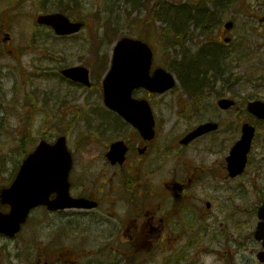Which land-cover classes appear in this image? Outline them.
Listing matches in <instances>:
<instances>
[{
	"label": "flooded vegetation",
	"instance_id": "af4514ba",
	"mask_svg": "<svg viewBox=\"0 0 264 264\" xmlns=\"http://www.w3.org/2000/svg\"><path fill=\"white\" fill-rule=\"evenodd\" d=\"M227 87L221 80L216 84L222 94L227 93ZM133 96L149 102L158 126L165 129L163 135L144 139L113 111L99 106L107 119L100 118L98 133L83 135L76 147L106 149L101 160L93 161L102 168L85 165L84 176L89 180L71 185L76 197L94 200L97 207L72 211L60 223L79 246L100 247L108 253L69 259L66 234L57 231L64 251L60 264H264V233L261 239L257 236L264 223V213H260L264 207V132L254 133L244 171L233 176L238 166L230 170L227 158L242 138V134L232 135L233 110L222 112L223 134L216 131L185 143L194 127L178 136H163L172 123L182 126L189 122L185 121L188 94L174 95V121L170 109L169 121L164 124L160 123V103L169 95L139 89ZM212 96L210 93L207 99ZM237 101L240 106L233 109L241 119L236 121L244 124L249 121L245 99L238 95ZM117 142L126 147L122 165L107 159L106 153ZM131 244L149 247L139 253L118 248L114 254L117 246Z\"/></svg>",
	"mask_w": 264,
	"mask_h": 264
},
{
	"label": "rangeland",
	"instance_id": "374dc122",
	"mask_svg": "<svg viewBox=\"0 0 264 264\" xmlns=\"http://www.w3.org/2000/svg\"><path fill=\"white\" fill-rule=\"evenodd\" d=\"M55 1L58 2L59 0ZM79 1L85 5L84 11L80 8H73V11H75V15L79 14L85 18L88 24L85 30L74 38L63 39V41L60 42L56 41L48 29H34L37 27L33 17L39 14V10H32L30 5L25 7L26 10H24V12L20 11L13 16V23L15 25L13 29L0 31V46L8 47L5 49L7 53L4 52V55L12 53L11 50H16L17 47H25L29 51L35 50L36 52L23 56L22 60L13 59L12 57H10L11 60L9 58L4 60L6 64H8V68L5 69L7 71V76L3 81L6 80L8 82L5 86L4 84L3 86H0L3 95H0V102L3 103V107L1 108L2 125L0 126V157L4 155L3 159L6 161L8 182H11L10 179L12 177L11 174L13 169L22 161L25 154L23 153L21 144L15 141L14 133H17V131L22 128L24 134L35 137L36 141L41 135H52L57 130L55 127L57 126L61 129L62 125L61 119H57L60 115V111L58 110L65 107L72 99L76 98L75 107L78 105L84 106V102L86 104L88 103L85 110L88 115L76 116L71 113L72 117L68 121V124L73 142L77 141L76 136H78V134L86 135L89 133H98V125L100 123L94 121L92 118L91 109L100 103V99H98L99 94L89 89L80 90L77 87L73 88L68 83L63 82L59 76V70L64 66L83 65L88 68L90 67L92 70L95 69L91 62L92 56L88 53V48L91 42L92 48L94 47L95 55H97V53L101 55L102 61L100 62L98 60V63L100 62L105 65L104 69L106 70L108 69L107 61L110 56V50L119 37L129 35V33L134 36L141 35L149 41L154 37V45L158 52L156 57L159 59L157 60V63H160L162 67L165 66L168 68L172 64L169 63L166 53L161 50L163 42L161 40L159 41V35L162 37L163 34H159V32L155 34V31L151 29V27L154 26L156 30L158 26L161 27V23L156 21L154 16L162 11L163 2L179 10L176 14H178V17L183 18V20H185L184 23L186 24L200 22L201 17L199 16V13L201 11V2L209 10L212 11L215 9V6L213 5L214 0H162L157 9H155L157 3L154 4L153 0H145V2L142 3V9L139 11V18L141 21L136 23L135 20H131V17L137 16L138 13H131V17L127 18L125 14L128 12L129 9L127 8L129 6H127L123 0ZM223 6L224 7H222L218 13V16H220L219 20H222V22L233 20L235 26L228 33V35L237 42L235 49L238 58L234 61L235 63L232 66L233 71H235V74L239 79L243 78L246 81L252 80L253 78H264V22L259 25V20L257 19L258 16L264 15V0H223ZM102 13L104 16H102ZM101 17L103 18L102 20ZM106 18H108L109 21L107 23L105 21ZM177 24L182 25V21L178 20ZM221 27L223 28V24ZM40 32L43 34H51L53 39L49 40L46 48L44 43L45 38L42 37L43 34L38 35L37 38L39 39V42H37L36 46L40 49L36 50L33 47H30L28 40L31 37V33ZM8 33L14 36L12 46L11 41L7 42ZM100 33L103 38L108 40L104 47V54L101 52L103 44H100V41H102L103 38L97 37ZM116 33L118 35H115ZM259 35L261 36L260 38ZM241 39L246 41L247 47H241L242 44L240 45L239 43V40ZM199 40H201V35L199 32H196L195 40L187 39L185 44L188 43V46L190 44L195 45ZM4 41H6L7 44H5ZM51 42L52 44L50 45ZM110 42L113 43L112 46H109ZM198 48L199 45L197 46V49ZM195 49L196 48L193 49L194 52L197 51ZM23 52L26 53V50ZM247 53L250 54V57L243 55ZM242 58L247 59V61H242ZM45 65H47L49 69L44 68ZM42 73H50L51 78L47 79L42 76ZM257 85H261V81H258ZM37 89L44 90L43 94L35 93L33 91ZM54 90H61L63 97L69 102L62 105L55 103L52 108H50V102L48 99L53 98ZM238 91L244 94L249 93L248 90L240 91L237 89L235 92L238 93ZM29 94H32V101L30 100ZM8 95L11 96L10 101L6 100V96ZM170 96L165 97L166 102L160 103L161 115L164 122L169 119L168 115L170 109H172V112L169 116L174 120L173 109L175 104L174 98ZM71 103L74 104V101ZM33 108H38L39 111H34V117L31 122L30 118H28V113L26 112L29 109L33 111ZM57 111L58 114L55 118L50 120V117L54 116ZM101 115H104V113L101 112ZM29 117H31V114H29ZM195 120L199 121V118L197 117ZM221 120L224 124V119ZM233 126L234 130L232 135L238 134L234 122ZM170 128L171 127H169V130H171ZM172 129L175 131L174 135L183 131L180 126H175ZM222 132H224V127L222 128ZM261 132L264 131L261 130ZM5 134H8L10 137L6 139L7 136H5ZM78 150L79 151L76 150L78 163L84 165L85 161L88 160L86 157L87 152L85 150ZM89 150L92 151L93 155H96L95 159L99 160L104 149L100 147H90ZM79 169L78 166L76 173H79L75 178H78V175L80 174ZM0 183H2L1 179ZM33 222L36 224V221L33 220ZM37 233L38 230L36 224L35 230L32 234L26 237L24 232L21 235V237H25V239L21 238L20 241H17L19 244H12L6 239L0 238V264H18V260L15 258V253H17V251L23 252L26 250V248H28L26 240H33ZM22 260L26 261V258L22 257Z\"/></svg>",
	"mask_w": 264,
	"mask_h": 264
},
{
	"label": "water",
	"instance_id": "95a60500",
	"mask_svg": "<svg viewBox=\"0 0 264 264\" xmlns=\"http://www.w3.org/2000/svg\"><path fill=\"white\" fill-rule=\"evenodd\" d=\"M38 22L53 25L56 33L61 35L72 33L81 27L80 24L72 27L63 15L41 16ZM115 54L114 69L105 82V99L109 107L120 111L124 117H130L125 109H127L130 102L129 96L134 88L144 86L151 91L164 92L174 86L171 75L166 71L158 70L153 78L148 75L152 52L145 43L124 39L120 41ZM65 74L85 84L88 83L87 71L82 68L65 71ZM121 104L125 109L120 107ZM250 109L254 114L264 118L263 104L255 103ZM212 128L213 126L209 124L201 126L194 136H200ZM254 131V128L245 125L243 134L250 133V135L244 137V145L247 144V147L242 155L246 153ZM244 145L241 143L237 146L235 152H238ZM65 146L63 139L59 140L55 147L42 144L25 161L14 185L4 191L3 200L10 203L12 210L10 215L0 219V232H6L12 236L20 229L22 223H25L28 212L37 205L45 203L44 199L50 192L66 190L65 172L71 164V159ZM116 148L117 146H114L112 150ZM36 166H40L43 170L36 171ZM41 178L44 182L40 181Z\"/></svg>",
	"mask_w": 264,
	"mask_h": 264
},
{
	"label": "trees",
	"instance_id": "16d2710c",
	"mask_svg": "<svg viewBox=\"0 0 264 264\" xmlns=\"http://www.w3.org/2000/svg\"><path fill=\"white\" fill-rule=\"evenodd\" d=\"M192 69V68H191Z\"/></svg>",
	"mask_w": 264,
	"mask_h": 264
}]
</instances>
